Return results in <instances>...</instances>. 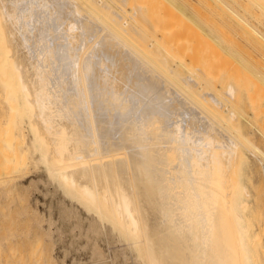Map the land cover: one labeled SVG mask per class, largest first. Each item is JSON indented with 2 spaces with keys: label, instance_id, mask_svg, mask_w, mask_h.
I'll return each mask as SVG.
<instances>
[{
  "label": "bare ground",
  "instance_id": "bare-ground-1",
  "mask_svg": "<svg viewBox=\"0 0 264 264\" xmlns=\"http://www.w3.org/2000/svg\"><path fill=\"white\" fill-rule=\"evenodd\" d=\"M127 1L132 6V0H0V88L11 112L0 132L12 134L18 127L31 134L29 150L22 149L20 135L15 137L22 155L12 144L18 151L14 157L23 156L22 165L19 157L20 163L14 157L8 163L14 169L26 167L29 154H35L37 163L31 161L50 182L54 179L94 211L91 229L101 234L102 223L111 225L109 233L117 234L121 254L133 264H258L253 195L242 164L250 159L249 151L264 166V151L240 125L244 118L250 131L264 139V129L251 119L256 109L232 117L231 97L195 66L199 35L193 34V45L191 36L183 34L182 41L175 30L171 36L162 19L147 14L146 1L132 6L139 7L133 9L141 13L143 24L131 6L124 8ZM225 1L232 11L238 8L246 14L239 12L241 16L256 20L252 26L245 19L252 32L243 19L238 26L250 31L245 40L255 41L245 42L264 50V0ZM234 12L231 17L239 19ZM185 36L192 41L185 42ZM113 48L131 59L138 78L135 94L110 89L120 76L103 69L102 61L110 59L122 72H132ZM181 48L189 51L183 55ZM176 115L196 123L201 134L190 135L193 129L177 138ZM7 132L1 133L8 139ZM205 137L215 142L213 148L211 141L202 142Z\"/></svg>",
  "mask_w": 264,
  "mask_h": 264
},
{
  "label": "rangeland",
  "instance_id": "rangeland-1",
  "mask_svg": "<svg viewBox=\"0 0 264 264\" xmlns=\"http://www.w3.org/2000/svg\"><path fill=\"white\" fill-rule=\"evenodd\" d=\"M145 1L147 2V4H145V7L147 8L144 9H148L147 11H149L147 12V14L156 17L154 18L151 16L154 19H157V16L159 17V19H162L163 25L165 23L164 27L166 26V29L168 28L167 30L169 31L171 28V36L174 30L176 33L178 32V36L180 33H182V36L184 34L191 36V38L194 33H196L197 36L199 35L198 40L201 39L199 41L200 43L198 44L199 50L197 52L199 58L197 59L198 61L195 63V66L203 69L205 73L209 76V79L216 85L218 84L221 92L225 91L223 92L226 93L225 96H227L228 98L231 97V107H234L235 104L234 108L237 111L236 112L235 110H233L234 108L229 109V112L231 114L233 111H235L233 112L232 117L235 115V113L247 115L249 112H252L253 114V111L256 109L258 112L255 110L254 116L257 119H254V116H251V119L254 121V123H256V125L258 123L259 127L264 129V124H262L264 123V64H262L264 63V58H262L264 52L260 51L262 49L258 47V43H255L256 47L251 46L252 43H254L255 41L252 42L250 40H245V36H243L249 35L246 34L248 30L244 27L238 26V23L242 22V19L244 20V24L245 19H247L246 24L250 25H252L254 21L256 22V20L254 19L253 21V18L251 19L248 16V18L246 16V18H244V15L246 14H244V12H241V10L238 11V8L236 9L237 11H232L234 10V8L230 9V5H227V1L225 0V2L220 0H142V2L141 0H132L131 4L132 6L135 4L138 5L139 3L142 4ZM103 3L107 5L106 2ZM124 3L126 4L124 5V8H128L129 6L128 9H130L132 7L129 1L123 2L122 4ZM122 7L121 9L123 10ZM134 7H132L131 10L134 11L135 9V11L137 12L139 10V7ZM226 9L229 10L227 11ZM146 10L144 12H146ZM230 10L232 12V15H234V12L235 15L237 14V16L239 15L238 17L243 18L236 19V16L231 17V12L229 13ZM126 11H124V13ZM224 11H227L228 13ZM127 12L125 13L126 17ZM239 12L244 15L241 16V13L239 14ZM138 14L140 16H138L139 19H141V13L138 12ZM138 14L135 13L134 17H137L135 15ZM229 14L230 16L228 17ZM132 15L130 16V18H133ZM160 16H162L163 18ZM138 17L135 19H138ZM233 18L234 20H236V22L233 21ZM124 20L128 22L126 18ZM142 20L144 19H141V22L143 23ZM238 20L241 21L238 22ZM248 20L250 21V23H248ZM166 21L168 24L166 23ZM246 24L244 26H246ZM256 26H258V24ZM246 27L249 28L248 26ZM231 28H235V30H232ZM241 28L247 31L242 32L243 30L240 31ZM249 30L251 31V28H249ZM205 32L208 33L205 35H209V37L212 35L213 37H211L214 40H211V37L206 38V36L203 35ZM176 33H173V35H175ZM239 33L242 34L241 37ZM231 35L233 38L231 37ZM179 37L181 38V34ZM182 38V41H184V36ZM194 38L196 39V37H193L192 40ZM234 38L236 39V41H232V39ZM249 38L250 37H248V39ZM71 39L76 40L73 37H71ZM186 40L192 41L190 38L185 39V42H187ZM205 40L208 43L209 41H211L208 44L210 45L209 47ZM245 41H248L251 45ZM212 42L213 44H211ZM193 43H196L195 40L191 42L192 45ZM201 43L205 44L202 45ZM198 45H196L194 49H196ZM187 46L184 48H187ZM204 47H207L209 51H207ZM189 48H192V46H190ZM182 49L183 48H181V50ZM187 49H183L181 54L184 55L183 51L187 53L189 51ZM113 50V52L120 53L121 56L125 57L127 61H125V59L124 61L125 65L127 64L126 66L128 67V69L130 67L132 68L130 64L131 59L129 58V55L127 53L125 54V52L122 51L121 48L119 50L113 48ZM200 54H203V56H201ZM256 60L258 63H256ZM107 65H109V67ZM101 66L105 70L111 69L113 72L120 76V79L118 78L116 82H113L115 84L110 87V89L116 88L118 90L119 88H121V91H125L127 93L128 90H131L132 92L136 90L138 78L134 74V71H132L133 69L130 68V71H132L131 74L128 73L129 71L127 73H124L122 72L124 70L120 69L114 62H111L110 59H105L104 61H102ZM205 67L207 68V70H209L207 71ZM220 75L223 76L220 77ZM121 77H123V82L121 80ZM103 80L104 79L102 78V76H99L97 84L99 87H102ZM131 91H129L130 94L132 93ZM0 93V100L2 103V100L4 98H2L3 96L1 88ZM133 94L135 93L133 92ZM5 103V100H3V106L0 104V119L4 118V120H2L3 122H0L1 127L4 124L5 126L6 124H9L8 119H10L8 117L10 108L9 105L7 103V105H5ZM3 109H5V111ZM6 109H9L8 112ZM172 118V122L174 123L173 129L177 138H179L180 136L183 137V135L186 134V131L191 132V130L193 129L195 130L192 131L190 135H193L195 138H197L198 134H201V132H198V125L192 122V120L188 119L187 121L184 117L180 115L173 116ZM244 120L245 119L243 118L240 121L243 133L246 136L252 138L255 145H257V147H260L262 151H264V142H262L264 141V139H261V141L259 139L260 136L256 135V133L251 132V127L249 126L248 121ZM17 128L18 127L15 128L16 130H13L14 138L12 137L13 133L10 134L9 132H7V129L4 131L7 132L8 139L5 137L6 134L1 133H5L4 131L0 132V136L1 134L3 135V138L1 137L2 140H0V143H2L0 144V264H133V261H131L130 258H124L123 254H121V252L123 253L122 250L124 248L121 245L122 243L118 241L119 238L117 237V234L114 232L112 234L109 233L108 229H110V231L112 232V227L110 228L111 225L107 222H105L106 224L102 223V226H105L103 227V229H105L103 231L102 226L100 227L101 229H99V231L102 230L101 234L100 232H96L95 230H93V228L91 229V223L93 222L92 218L95 215L94 211H88V208H86L84 204H82L75 198H72L69 194H66L61 188L56 185L54 179L53 182H50L46 172L42 168L37 166V159L35 154V156L30 154L29 156L31 157V160L36 159V163L34 161L29 160V158L27 159V161H25V164L27 166L23 164L26 167L19 166L20 164L22 165L20 158L23 156H21V153L25 149H27V145L30 143L28 138L30 139L31 134L29 130H27V128H24V131L19 128L21 130L20 131ZM17 130L19 132H17ZM21 132H23L22 134L27 137L25 139L26 141L22 139V134H20ZM19 135V139H21L20 142L21 145H23V148L20 147V143H17L16 146V142L14 141L15 137L17 140ZM4 137L6 138L5 142ZM210 141L211 147L213 148V144L215 142L211 140V138L205 137L204 139H202L203 143H209ZM5 143L9 147H7V145H4ZM12 144H15L16 147L14 148H17L19 151L24 149L19 153L21 155H19L18 153L17 154L19 156L16 155L17 158L19 157L21 163L18 159H16V157H14L15 153L18 151H15ZM29 146L31 145L29 144ZM197 146L196 148L199 151L200 148ZM29 148L31 149V147H28L27 150H29ZM12 149L14 153L10 151ZM246 152L247 158L250 159L247 160L248 162L242 164V167H244L246 171L245 176H247L245 177V179L247 178V181L245 179L244 181H246V184H248V186L250 185L249 189L251 190V193L253 195V198L251 199V201L253 200V206H251V209L253 208L251 210V218L255 222V227L258 234V240L256 244L257 253L259 255L258 258H260V260L258 259V264H264V175H262L264 174L262 173L264 169H261L264 168V166L260 165L262 162H259L257 154H252V152L249 151ZM248 153H250V156H248ZM7 157L11 159H8ZM13 157L16 159L15 162L18 161L20 163H18L19 165L15 163V167L18 165L20 168H18L17 166L18 169H14V163L13 166H11V163L15 160ZM8 160H12V162L10 161L11 163L9 164ZM113 234H115V236ZM114 237L116 240L115 242ZM98 252H100V254H98Z\"/></svg>",
  "mask_w": 264,
  "mask_h": 264
}]
</instances>
